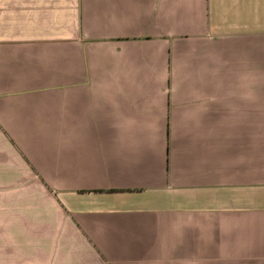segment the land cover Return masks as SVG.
I'll use <instances>...</instances> for the list:
<instances>
[{
    "label": "crops",
    "instance_id": "1",
    "mask_svg": "<svg viewBox=\"0 0 264 264\" xmlns=\"http://www.w3.org/2000/svg\"><path fill=\"white\" fill-rule=\"evenodd\" d=\"M0 264H264V0H0Z\"/></svg>",
    "mask_w": 264,
    "mask_h": 264
}]
</instances>
